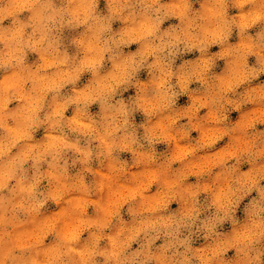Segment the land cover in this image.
I'll return each instance as SVG.
<instances>
[{"label": "clouds", "instance_id": "1", "mask_svg": "<svg viewBox=\"0 0 264 264\" xmlns=\"http://www.w3.org/2000/svg\"><path fill=\"white\" fill-rule=\"evenodd\" d=\"M262 75L264 0H0V264H264Z\"/></svg>", "mask_w": 264, "mask_h": 264}, {"label": "rangeland", "instance_id": "2", "mask_svg": "<svg viewBox=\"0 0 264 264\" xmlns=\"http://www.w3.org/2000/svg\"><path fill=\"white\" fill-rule=\"evenodd\" d=\"M102 6H103V0H102ZM171 22H175V21H171ZM169 22L168 21H166L165 22V26H167V24H168ZM117 25H114V27H116ZM235 36L232 38V41L233 42H235ZM135 48H136V45H132L131 46V49L132 50H135ZM218 50V46H213V48L211 49V51H217ZM195 55H198V53H191V54H188V56L189 57H194ZM35 57H34V54L33 55H30V57H29V59L31 60V59H34ZM249 60H250V63H254V60H255V58L254 57H250L249 58ZM179 62V61H178ZM218 65L220 66V67H222L223 66V61H219L218 62ZM219 70V68L217 69V71ZM145 77V73H141V78H144ZM260 81H258V82H264V75H262L260 78ZM193 87H195V85H193ZM134 90H129V93H125V97H127L131 92H133ZM187 102V97H181L180 98V100H179V103L180 104H185ZM92 110L93 111H97L98 110V106L97 105H93L92 106ZM71 109H69V111H68V113H66V114H68V115H71ZM203 111H205V110H202V112ZM237 116H238V114L237 113H232V119L233 120H235L236 118H237ZM142 119V116H141V114H137V122H140V120ZM259 127H262V128H264V125H260ZM38 135H39V133H38ZM194 137L197 135V133H193L192 134ZM226 139L227 138H225V141H221L218 145H217V147H220V146H222L223 145V143H226ZM165 146L164 145H157V148H158V150H163V148H164ZM122 157L123 158H127V159H130V154H128V153H124V154H122ZM190 180L192 181V182H194L195 181V177H191L190 178ZM153 190H155V189H153ZM253 195H255V193H253ZM178 207V205L175 203V202H173V204L171 205V208H173V209H175V208H177ZM90 211H91V209H90ZM87 234L85 233V236H86ZM158 243H159V241H158ZM133 247H136V245H133ZM232 253L230 252L229 253V255H231Z\"/></svg>", "mask_w": 264, "mask_h": 264}]
</instances>
